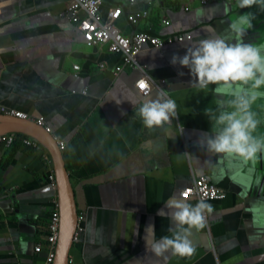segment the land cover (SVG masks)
Here are the masks:
<instances>
[{"label": "crops", "instance_id": "1", "mask_svg": "<svg viewBox=\"0 0 264 264\" xmlns=\"http://www.w3.org/2000/svg\"><path fill=\"white\" fill-rule=\"evenodd\" d=\"M69 1L0 0V105L33 120L43 116L52 134L65 141V166L79 215L85 216L70 259L81 264H264V154L230 164L201 148L202 138L211 133L205 109L216 107V86L194 87L189 69L170 62L207 35L225 34L232 19L248 12L255 19L244 42L264 47V11L239 9L236 1L205 6L198 0H138L132 6L120 1L124 14L118 26L127 35L193 36L161 50L146 48L138 57L153 82L165 81L149 96L165 92L177 105V117L149 129L134 112V105L146 99L135 86L141 72L125 67L115 75L122 56L84 42L65 15ZM111 4L103 0V14ZM147 8L149 17L138 24L125 20L128 12ZM163 16L170 26L162 25ZM252 110L262 121L254 135L264 137V97ZM16 134L11 146L0 142V264H45L58 198L50 180L51 173L55 177L52 155L42 143L33 148L22 142L26 134ZM193 175H206L227 196L206 202L212 211L206 213V226L191 232L192 255L156 256L146 241L150 245L171 236L174 227L166 209L158 213L169 197L192 185ZM186 200L197 203L194 197Z\"/></svg>", "mask_w": 264, "mask_h": 264}, {"label": "clouds", "instance_id": "2", "mask_svg": "<svg viewBox=\"0 0 264 264\" xmlns=\"http://www.w3.org/2000/svg\"><path fill=\"white\" fill-rule=\"evenodd\" d=\"M239 9L257 6L264 11V0H236ZM255 14H239L229 23L225 34H210L187 46L183 56L173 54L171 63L189 69L192 85L206 90L215 85L213 94L218 97L215 108H206L211 122V133L202 138L201 148L210 154L231 162L254 161L257 154H264V137L254 135L261 120L252 110L253 104L264 97V47L245 43L246 30L253 26ZM184 73L181 72L180 75ZM146 99L135 107L146 128L161 127L177 117L176 102L165 92L155 97L145 93ZM167 210L174 224L171 236L146 241L148 251L156 256L168 252L185 257L194 252L190 235L192 230L203 229L205 214L212 206L204 200L192 204L184 198V192L169 197L159 215Z\"/></svg>", "mask_w": 264, "mask_h": 264}, {"label": "built area", "instance_id": "3", "mask_svg": "<svg viewBox=\"0 0 264 264\" xmlns=\"http://www.w3.org/2000/svg\"><path fill=\"white\" fill-rule=\"evenodd\" d=\"M113 4L110 5L106 14L101 11L103 0H70L66 9V16L77 26V29L81 32L84 42L89 46H105L108 51L116 52L122 56V64L115 69V75H119L123 72L125 67L133 70H139L142 74L141 78L136 82V89L142 97H146L157 88L162 89L161 85L165 82L161 80L160 83L152 81L147 73L146 67L142 65L138 57L140 53L148 49L161 50L164 47L174 45L175 43H183L193 39L191 33H179L175 35L157 36L146 31H136L130 35L123 32L118 26V21L124 14L123 6L120 3L121 0H112ZM236 0H198V3L202 6L213 2H235ZM139 2L138 0H126V3L130 6ZM191 9L190 6L185 7L186 11ZM151 13V9H142L140 11L128 12L125 15V20L131 24L136 25L141 20L147 19ZM162 25L168 27L171 25V21L164 17L162 18ZM74 68L79 69V65L75 64ZM144 87H141V85ZM0 113L13 115L20 118H29L28 115L22 111L10 108L4 105H0ZM36 123L45 126L47 131L51 132V128L46 125L45 118L40 116L34 119ZM18 138L16 133L1 134L0 142L6 146H11ZM60 149L65 148V141L54 135ZM22 142L33 148H40V141L29 135H22ZM51 186L57 190L56 178L54 174H50ZM184 198L188 199L194 197L197 202L204 200L209 201H221L227 196V191L221 189L217 185L213 184L206 175L194 176L192 185L183 190ZM85 216L78 214L77 229L74 236V243L78 241L81 233L84 232V228L81 225L84 223ZM206 221V214H205ZM60 222L61 213L58 198L53 203V211L51 214L50 225L48 229V235L46 236V243L48 255L45 264H53L55 260V253L60 235ZM42 247L36 248V252L40 253ZM69 264H81L69 260Z\"/></svg>", "mask_w": 264, "mask_h": 264}, {"label": "water", "instance_id": "4", "mask_svg": "<svg viewBox=\"0 0 264 264\" xmlns=\"http://www.w3.org/2000/svg\"><path fill=\"white\" fill-rule=\"evenodd\" d=\"M9 133H23L36 138L52 155L61 213L60 235L53 264H69L79 212L62 149L54 138V134L35 120L0 113V135Z\"/></svg>", "mask_w": 264, "mask_h": 264}, {"label": "snow or ice", "instance_id": "5", "mask_svg": "<svg viewBox=\"0 0 264 264\" xmlns=\"http://www.w3.org/2000/svg\"><path fill=\"white\" fill-rule=\"evenodd\" d=\"M141 87H144V85L142 84Z\"/></svg>", "mask_w": 264, "mask_h": 264}]
</instances>
